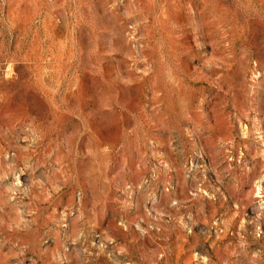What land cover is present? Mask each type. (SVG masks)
Instances as JSON below:
<instances>
[{
    "label": "rangeland",
    "instance_id": "obj_1",
    "mask_svg": "<svg viewBox=\"0 0 264 264\" xmlns=\"http://www.w3.org/2000/svg\"><path fill=\"white\" fill-rule=\"evenodd\" d=\"M0 264H264V0H0Z\"/></svg>",
    "mask_w": 264,
    "mask_h": 264
}]
</instances>
